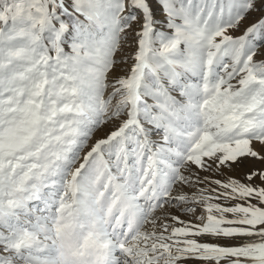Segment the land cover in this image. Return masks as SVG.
Segmentation results:
<instances>
[{
  "label": "rangeland",
  "instance_id": "1",
  "mask_svg": "<svg viewBox=\"0 0 264 264\" xmlns=\"http://www.w3.org/2000/svg\"><path fill=\"white\" fill-rule=\"evenodd\" d=\"M0 264H264V0H0Z\"/></svg>",
  "mask_w": 264,
  "mask_h": 264
},
{
  "label": "bare ground",
  "instance_id": "2",
  "mask_svg": "<svg viewBox=\"0 0 264 264\" xmlns=\"http://www.w3.org/2000/svg\"><path fill=\"white\" fill-rule=\"evenodd\" d=\"M49 251H50V250H49ZM49 254H51V253H49ZM52 256H54V255H52ZM126 256H127V257H130L129 255H126ZM46 257H47V256H46ZM53 258H54V257H53ZM53 258H52V259H53ZM49 259H50V258H49ZM52 259H51V260H52ZM52 262H55V261L52 260Z\"/></svg>",
  "mask_w": 264,
  "mask_h": 264
}]
</instances>
